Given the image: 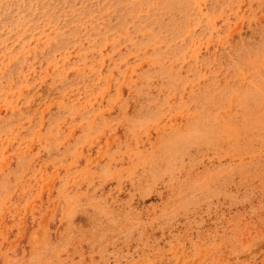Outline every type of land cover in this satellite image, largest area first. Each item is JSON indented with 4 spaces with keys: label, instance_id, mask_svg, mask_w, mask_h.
I'll return each instance as SVG.
<instances>
[{
    "label": "rangeland",
    "instance_id": "rangeland-1",
    "mask_svg": "<svg viewBox=\"0 0 264 264\" xmlns=\"http://www.w3.org/2000/svg\"><path fill=\"white\" fill-rule=\"evenodd\" d=\"M0 264H264V0H0Z\"/></svg>",
    "mask_w": 264,
    "mask_h": 264
}]
</instances>
